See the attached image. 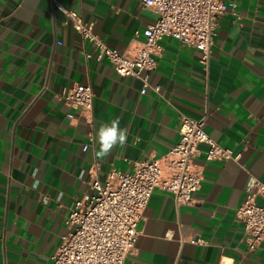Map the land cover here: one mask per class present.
<instances>
[{
	"label": "crops",
	"instance_id": "obj_1",
	"mask_svg": "<svg viewBox=\"0 0 264 264\" xmlns=\"http://www.w3.org/2000/svg\"><path fill=\"white\" fill-rule=\"evenodd\" d=\"M57 1L129 56L155 20L140 0ZM222 1L236 8L217 20L207 71L197 50L163 38L149 75L159 90L140 94L141 82L96 61L49 0H0V264H52L70 206L91 178L160 157L178 140L179 115L205 112V132L237 159L196 157L202 179L188 206L177 209L154 189L125 262L264 264V240L249 250L236 218L249 180H264V0ZM76 84L93 90L91 115L59 99ZM115 118L127 145L98 160L96 133Z\"/></svg>",
	"mask_w": 264,
	"mask_h": 264
},
{
	"label": "built area",
	"instance_id": "obj_2",
	"mask_svg": "<svg viewBox=\"0 0 264 264\" xmlns=\"http://www.w3.org/2000/svg\"><path fill=\"white\" fill-rule=\"evenodd\" d=\"M49 2L63 14L62 24L93 49L96 61L105 59L118 76L141 82L140 94L159 90L150 85L149 75L156 69L163 38L197 50L199 63L207 71L217 20L236 8L234 2L222 0H140L139 6L153 13L155 20L142 30L144 40L129 56L107 46L93 32V23L84 22L79 13L57 0ZM93 98L92 88L80 84L59 95L68 107L90 115ZM205 120L206 112L198 118L179 115L178 140L160 157L136 161L128 172L111 170L103 179L91 178L87 191L70 206L65 220L68 231L61 236L52 264H126L138 240L137 223L154 189L170 193L177 209L190 205L202 179L196 157L202 155L206 162L238 157L205 132ZM87 148L84 145L82 150ZM257 196L263 199L260 205L254 202ZM236 218L243 224L247 248L255 249L264 240V180H249Z\"/></svg>",
	"mask_w": 264,
	"mask_h": 264
},
{
	"label": "clouds",
	"instance_id": "obj_3",
	"mask_svg": "<svg viewBox=\"0 0 264 264\" xmlns=\"http://www.w3.org/2000/svg\"><path fill=\"white\" fill-rule=\"evenodd\" d=\"M120 123L118 118L112 119L110 123H101L96 133V143L98 144V150L94 151L96 159L103 160L117 145L121 148L126 147L128 129L127 127L121 128ZM35 175L36 173H33V176ZM32 187L38 188L39 181H35Z\"/></svg>",
	"mask_w": 264,
	"mask_h": 264
}]
</instances>
